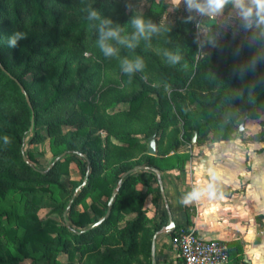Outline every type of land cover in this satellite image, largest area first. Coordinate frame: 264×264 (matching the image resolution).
<instances>
[{
	"label": "trees",
	"instance_id": "16d2710c",
	"mask_svg": "<svg viewBox=\"0 0 264 264\" xmlns=\"http://www.w3.org/2000/svg\"><path fill=\"white\" fill-rule=\"evenodd\" d=\"M232 4L229 0L224 8ZM166 8L164 0H149L144 10L128 0H0V264H151L152 239L161 228L146 216L147 197L154 203L161 197L157 183L151 185L156 180L151 171L126 176L109 217L79 232L103 218L127 171L183 167L190 154L180 147L227 141L245 113L247 119L264 114V23L256 11L246 17L249 25L241 36L215 34L212 25L201 49L194 21L163 22ZM93 12L97 15L90 18ZM137 18L155 31L138 35ZM102 30L119 32L105 41L114 49L111 55L99 48ZM14 36L13 47L9 41ZM155 47L163 59L151 51ZM125 61L142 62L156 88L147 89L136 72H125ZM110 74L131 85L133 94L124 98L114 88H104ZM155 97L158 109L152 108L150 124L139 131L143 138L118 127L138 117ZM120 103L128 107L112 110ZM101 121L105 125L99 128ZM170 127L178 128V134L162 146L157 137ZM97 129L105 130L104 139ZM153 135L156 153L150 155ZM47 139L54 160L66 155L45 170L25 147ZM138 148L143 151L135 161L114 152ZM71 163L83 177L88 172L85 187L70 179ZM77 188L69 227L64 220L57 224L39 217L56 194V209L63 215ZM83 203L86 208L76 212Z\"/></svg>",
	"mask_w": 264,
	"mask_h": 264
},
{
	"label": "crops",
	"instance_id": "0c3cea01",
	"mask_svg": "<svg viewBox=\"0 0 264 264\" xmlns=\"http://www.w3.org/2000/svg\"><path fill=\"white\" fill-rule=\"evenodd\" d=\"M128 1L138 10H144L149 2ZM164 2L170 19L198 10L189 8L187 0ZM247 8L256 11L252 0H243V8L233 2L231 9L223 8L217 17L223 16L227 22L246 20L242 11ZM240 138L238 142L184 145L179 151L189 152L190 157L183 167L160 172L164 198L154 203L149 196L145 201L147 218L161 227L155 238V264H182L171 237L184 228H194L204 240L229 244L228 264H264V144L260 153L245 150L249 146ZM156 183L159 187L157 177L151 185ZM194 189L204 194L184 203ZM169 215L173 228L167 230Z\"/></svg>",
	"mask_w": 264,
	"mask_h": 264
},
{
	"label": "rangeland",
	"instance_id": "374dc122",
	"mask_svg": "<svg viewBox=\"0 0 264 264\" xmlns=\"http://www.w3.org/2000/svg\"><path fill=\"white\" fill-rule=\"evenodd\" d=\"M199 1H200V4L203 2V0H199ZM196 13H197V10H196ZM196 13L193 15L192 14H190V15L189 14H183V15H179L173 19H170L169 15H168L169 13H167V8H166V10L164 11L163 16H162V21L167 22V23H174L175 21L186 20L187 17L191 18L194 21V24L195 25L197 24V26L199 28L197 35L199 38L201 49H203L205 46L206 32L209 30V28L212 25L217 27V29L213 30V32H215V34L221 35L224 32H231L237 36H241L244 33V30L246 29V27L249 25V21L247 19L237 21V22H227L224 20L223 16H221L219 19L217 17L216 20H210L208 18H204L198 23ZM182 49H183V52H185V48L184 47L181 48V51H182ZM151 51L156 53L157 56L159 57V59H163V55L157 52L156 47L154 49H151ZM200 58H201V56L199 54H197L196 60H200ZM87 63L90 67L93 66L92 64L90 65V63H91L90 61H88ZM133 71L136 72L140 76V78L144 82L147 89L153 90L154 88H156L155 82L148 76L149 74H147L142 67L141 68H134ZM104 79H105V81L103 82L104 88L105 87L106 88L107 87L114 88V91L119 96L127 98L130 94L131 95L133 94L131 85H129V84L128 85H125V84L122 85L118 81L119 78L117 76L115 77V76H112L110 74L108 76L106 75V77ZM164 92L168 94L170 91L165 90ZM158 102H159V100L156 97L152 98L151 100H149L148 102L145 103V105L142 109V112L140 113V115L138 117H136L134 119L126 120L125 125H122L119 122L118 127H120L122 130H124L126 132L131 131L132 133L130 132V134H132V136H136L139 139L143 138V135L141 133H139V131L143 130L144 127H146L150 124V122H151L150 117L153 114L152 108L154 107V110H157L158 109ZM166 106H167V104H166ZM127 107H128L127 103H120V104L115 105L112 108V110H123V109H126ZM240 121L238 122V125L240 124ZM104 125H105V123L101 121L97 126L99 128H101ZM96 134L100 135L103 139L106 136L105 130L97 129ZM174 134H178V128L173 129L170 127L165 131L163 136L157 137V140L160 143V145H162V146L169 145L170 142H172ZM238 137H241L240 139H241L244 146L246 144H248L249 147H245V150L251 149L257 153L262 152L263 149L261 148V146L264 144V114H257L255 116H252L251 119H246L243 132L239 136L236 134L234 136H232V138L229 139V142H235V141L238 142ZM112 142L114 144H119L116 139H112ZM155 142H157L156 138H155ZM206 142H209V141H203V142H201V144L206 143ZM25 150H26V152L33 153L34 157L36 158L38 166L45 169V170H47L48 167L53 163L54 155L50 151L48 139L43 141L40 144H37V145L26 146ZM142 151H143V148L132 149V150L131 149L130 150L122 149V151L121 150H115L114 152H117L118 156L122 160H128V161L133 160V161H135L136 158L138 157V155L140 154V152H142ZM86 174H85V176H86ZM69 177L71 180L76 181L79 184L80 183L82 184L83 179H84L82 172L78 169V167L74 163H71L69 166ZM87 182H88V179H87ZM78 195H79V193H78ZM56 196L54 195L55 199H53L52 202L47 201L46 206L41 208L38 211V215L44 221H53L54 223L61 224V223H63L64 218H63V215L59 212V210L56 209L58 202H60V200L57 199L58 194H56ZM90 203H91V199L87 198L86 199V205L88 206ZM71 207H72V205H71ZM85 208L86 207H85L84 203L79 204L78 207H76V212L77 211H83ZM70 210H71V208H70ZM70 210L67 213V219H68L69 224H70V220H69ZM61 259L62 260L66 259V255H61ZM22 264H31V261L27 260V261L23 262ZM145 264H146V262H145Z\"/></svg>",
	"mask_w": 264,
	"mask_h": 264
},
{
	"label": "built area",
	"instance_id": "2783aa9c",
	"mask_svg": "<svg viewBox=\"0 0 264 264\" xmlns=\"http://www.w3.org/2000/svg\"><path fill=\"white\" fill-rule=\"evenodd\" d=\"M201 5L206 6V0H203ZM196 17L199 23L204 18L216 20L217 14L209 15L197 10ZM195 27L197 34L199 30L197 24ZM171 244L182 260V264H228L229 261L227 243L214 239L204 240L197 235L194 228H187L173 235Z\"/></svg>",
	"mask_w": 264,
	"mask_h": 264
},
{
	"label": "clouds",
	"instance_id": "9594fccd",
	"mask_svg": "<svg viewBox=\"0 0 264 264\" xmlns=\"http://www.w3.org/2000/svg\"><path fill=\"white\" fill-rule=\"evenodd\" d=\"M178 2V0H177ZM233 2L238 6L243 8V0H233ZM229 3V0H206V6L197 4L195 3V0H187V4L189 8L195 7L197 8L200 12L202 13H207L209 15H214L219 13L226 4ZM252 3L256 6V15L260 17V22L264 23V0H252ZM252 9L247 8L242 11V15L245 17L251 16L252 15ZM97 13L93 12L90 14V18L95 17ZM107 23V22H106ZM134 27L137 29V34L138 35H146L147 32L149 31H155V26L148 24L146 25L144 20L141 18H137L133 21ZM19 35V34H18ZM119 32L118 30H109L107 32H104L102 30V35L101 38L98 42L99 48L101 51L104 52L105 55H111L114 51V49L107 45L105 43L106 39L108 38H116L118 37ZM16 40L17 37H12L9 41L10 46H15L16 45ZM130 47L132 45H129ZM172 59L178 60L179 57H172ZM142 67V62L137 61L135 64H132L129 61L124 62V68L123 70L125 72H132L134 68H141ZM5 141L8 142V137H5ZM204 193L202 190L199 189H194L191 191L184 199V203H190L193 200L199 199ZM209 195H213V193L209 192Z\"/></svg>",
	"mask_w": 264,
	"mask_h": 264
},
{
	"label": "water",
	"instance_id": "95a60500",
	"mask_svg": "<svg viewBox=\"0 0 264 264\" xmlns=\"http://www.w3.org/2000/svg\"><path fill=\"white\" fill-rule=\"evenodd\" d=\"M26 101L28 103L29 106L30 105V101L28 99V97L26 96ZM247 119V113L244 114L243 118L241 119L240 121V124L238 126V128L236 129V133L238 135H240L243 130H244V125H245V121ZM31 128H30V131H33L34 129V121H33V112H32V117H31ZM195 139H196V136L193 137V142H195ZM148 153L150 155H155L156 153V142H155V135L151 136L149 138V143H148ZM66 155V153H63L61 154L59 157H57L54 162L48 167V169H50L59 159L63 158L64 156ZM83 156V155H81ZM23 160L26 164H28L29 166L33 167V164L27 159V157L24 155L23 156ZM137 171H151L153 173H155L156 177H157V181H158V185H159V188H160V193H161V196L164 198V191H163V186H162V182H161V173L158 169L156 168H153V167H147V166H135L134 168H132L131 170L127 171L121 178V180L118 182L116 188L113 190L112 194H111V197L109 199V202H108V206H107V211L105 213V215L103 216V218H101L100 220H98L96 223H94L93 225H91L90 227L88 228H84L82 229L79 233H83V232H86L92 228H95L97 226H99L100 224H102L110 215L111 213V209H112V206H113V203H114V199L122 185V181L123 179L128 176V175H131ZM88 172L86 174V176L84 177L83 179V182L81 184V187H85L86 186V183H87V179H88ZM80 189L81 188H77L75 190V193L73 194V197L71 198V200L69 201L64 213H63V218H64V221H65V224L67 227L70 226L69 222H68V219H67V213L68 211L70 210L71 208V205L73 203V200L74 198L78 195V193L80 192ZM169 224L168 226L166 227L167 230L169 229H172L173 228V223H172V220H171V217L169 215ZM156 235L157 233L153 236V239H152V245H151V264H155V238H156Z\"/></svg>",
	"mask_w": 264,
	"mask_h": 264
}]
</instances>
